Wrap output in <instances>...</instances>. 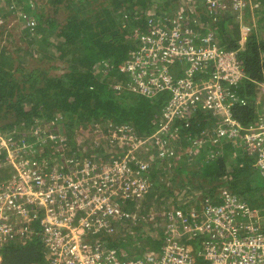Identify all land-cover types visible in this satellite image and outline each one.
Here are the masks:
<instances>
[{"label": "built area", "instance_id": "2783aa9c", "mask_svg": "<svg viewBox=\"0 0 264 264\" xmlns=\"http://www.w3.org/2000/svg\"><path fill=\"white\" fill-rule=\"evenodd\" d=\"M200 1L203 9L195 4L190 7L196 10L192 22L196 23L197 18L204 22L201 18L219 20L231 13L239 29L237 48L221 46L213 28L204 33L195 30L185 14L187 18L160 21L147 33L136 34L139 46L129 52L128 60L120 66L130 80L117 88L125 86L148 97L168 95L149 137L138 136L128 124L112 128L102 135L111 145L106 156L113 158L95 165L93 160L72 155L64 161L70 168L59 175L51 174L46 162L42 167H27V161L18 159L25 152V144L13 145V138L4 134L0 139V155L5 154V164L13 163L18 168L11 179V189L0 193V201L20 216L42 212L39 217L45 227L43 241L48 264H264V218L225 188L219 192L218 203L207 202L199 210L192 207L187 212L171 211L162 226L164 237L156 251L125 256L106 241L114 224L124 216H132L123 209V204H128L124 202L139 201L148 192L146 171L151 165L148 157H143V148L149 145L153 153L159 151L161 156L168 153L170 158H177L175 150L166 148L173 142L177 145L180 137L179 128L172 125L174 119L188 122L198 114L219 118L216 127L222 140L220 146L230 144L233 156V149L246 151L264 177V105L255 109V121L248 124H242L233 113L236 106L264 104V82L258 84L259 93L254 101L232 90H240L246 78L238 51L252 31L244 9L253 3ZM49 137L56 143L53 134ZM187 140L191 153L198 148L199 141L190 137ZM117 143L123 144V148H118ZM26 150L36 154L33 143ZM110 150L121 152L116 155ZM52 159L63 162L61 157ZM26 229L27 226L22 228ZM11 231L10 225L0 224L1 236H8Z\"/></svg>", "mask_w": 264, "mask_h": 264}, {"label": "trees", "instance_id": "16d2710c", "mask_svg": "<svg viewBox=\"0 0 264 264\" xmlns=\"http://www.w3.org/2000/svg\"><path fill=\"white\" fill-rule=\"evenodd\" d=\"M172 1V4H178L176 0ZM90 2L89 0L83 2L82 0H5L4 2L8 6V12L16 10L20 13V17L33 13L37 25L34 32L40 39L39 45L54 47L51 53L50 51L48 53L41 51V56L49 60L51 59L50 55L52 58L58 57L67 67L58 76L47 75L45 70L43 74L32 73L24 77V73L16 75L15 72L20 70L9 68L8 65H11L12 62L3 53H0V120H6L0 126V132L5 133L6 136L14 137L12 132H4V129L10 127L15 130L21 125L34 129L39 125H44L38 131L47 139H50L48 133L52 132L56 143L53 142L54 140L51 141V146H55L60 136H63L64 140L60 141V147L63 149L51 151L49 155L45 154L47 152L45 148L42 149L46 159L52 156L60 157V153H63L64 149H69L75 154L82 153L80 147L81 145L84 148L87 146L83 142L89 131L85 128L91 130V124L95 122L128 124L137 134L145 135L152 132L154 123L161 116L162 108L168 100L167 93H158L155 97H148L137 94L125 86L116 87L119 84L125 85L130 80V76L119 69V65L126 62L129 52L136 50L139 46V41L134 36L136 29H139L140 33H147L151 29L145 14L147 0H108V4H104L105 6L97 11L95 17L88 19L84 18L83 11L89 7L87 4ZM167 2L169 1H166L165 5L168 4ZM260 3L261 13L257 23L260 25V22H263L264 29V0H260ZM74 5L78 9H74L73 14H70L66 19L60 31L55 33L54 28L58 21L49 15L51 11H59L61 8ZM172 9V12H169V8L165 9L163 16L170 17V20L178 19V6L176 5ZM30 17L34 19L33 16L26 19H30ZM160 20L164 21V19ZM225 21L228 22V25L224 24ZM230 21L231 18L223 17L217 22L221 28V34H218L217 38L220 36L219 44L225 49H235L238 46V28ZM123 22L124 26H122ZM59 24L61 23L59 22ZM228 26L233 28V33H228L230 31ZM23 27L30 31L25 25ZM47 29H50V34L55 36L51 42ZM263 33L264 31L251 32L244 47L238 51V61L246 76L245 85L239 87L238 91L234 87L232 90L236 94H240V97L250 96L249 100H252V94L259 93L258 84L264 82ZM26 52L30 54L28 49ZM57 67L59 66H48V70ZM249 107L236 106L233 109L234 117H237L242 124L255 121V112ZM210 115L198 114L188 122L176 119L172 122V125L180 130L177 147H182L180 148V158L172 159L170 165V168L175 170V173L170 174L175 180V186L183 188L186 185H191L188 197L197 200L199 193L200 197L207 198L206 203L208 200H210L208 202L218 203L220 200L218 195L222 186H228L231 192L243 198L250 206L256 207L259 187L247 176V172L244 173L245 170L253 169L252 162L249 161L248 156L233 157L230 144L223 148L220 146L222 140L218 136L216 127L219 118L210 117ZM79 128L80 132H78ZM82 130L86 131L81 133ZM79 134H82L81 137ZM27 137V139L17 138V143H27L30 136L27 135ZM36 137L37 135L32 137L36 150L35 157L40 159L42 156L37 154V148L40 147L41 142ZM189 137L199 141L198 148L191 153H188L190 142L187 138ZM41 144L48 146L47 143ZM97 146L99 147V145ZM209 154L215 156L210 157ZM4 156L5 154L0 155V165L4 163ZM92 157L90 154H84L83 158L92 160ZM240 164L242 165L240 166ZM159 172L156 165L146 171V177L150 184L148 197L155 190L165 191L161 195L172 196L169 189H164L163 183L156 181ZM1 179L2 177H0ZM132 202L134 201L124 202L128 203L126 206L125 204L122 206L126 212L129 205H133ZM201 202L204 203V200ZM175 203L177 202L172 204ZM261 206H263L262 203ZM174 208L184 212L192 209L191 205H174L172 211L175 210ZM147 210L148 208H145L143 211ZM41 213L34 214L36 218L33 214L24 215L31 222V226H27L26 230L18 228L21 225L19 223L18 226L10 225L12 231L5 242L0 244V264H46L43 241L45 227L40 222ZM141 213L143 212H140L138 217L124 216L114 224L112 235L106 240L107 245L114 247L121 254H125L126 252L123 251H127L128 247L134 243H136L135 248H138L139 244L135 242V239L144 235L142 228L144 225L147 226ZM12 220L13 218L10 222ZM130 224L133 236L129 234V230H126ZM158 230L159 232H156L158 239L153 233L148 235L152 239V242H149L151 244L147 241L149 250L151 247L156 248L157 243L161 242L164 237L163 228ZM145 237H147L146 234ZM154 242H156L155 245ZM140 247L144 248L143 245ZM136 252L134 256L137 255Z\"/></svg>", "mask_w": 264, "mask_h": 264}, {"label": "rangeland", "instance_id": "374dc122", "mask_svg": "<svg viewBox=\"0 0 264 264\" xmlns=\"http://www.w3.org/2000/svg\"><path fill=\"white\" fill-rule=\"evenodd\" d=\"M83 1L84 0H82V2ZM89 1H91L89 4H87V5H89V7L83 11L84 18H88V19H92L93 17H95L97 15V11H99L103 6H105L104 4H106V5L108 4V0H89ZM163 1H164V3H163ZM166 1H169V2H167L168 3L167 5H165ZM4 2H5V0H0V53H3L4 56L6 58H9V61L12 62L11 65H8V67L12 68L13 70H16V69L20 70L19 72H17V71L15 72L16 75H19L20 73H24V77H27L28 75H30L32 73L33 74L34 73L43 74V72H45V70H46L45 73L47 75H51V76H58V75L62 74L64 72V69H66L67 67H65V63H63L61 59H58V57L52 58L50 55L51 59L49 60L48 58L41 56V51H44V53H48V51H50V53H51V50H52V48L54 49V47L51 45H45L46 47H44L43 44H40L41 46L39 45L40 39L37 38V35H36L37 33L34 32V30L37 28V25H36V22H35L36 20L34 18L33 13L24 14L20 17V13L17 12L16 10L8 12L7 11L8 6H6ZM176 2L178 4H172L173 3L172 0H147V5H146L147 9L145 10V14L148 18V22L151 25V27L153 24L160 22L161 21L160 19H164V22L170 21V17L163 16V14L165 13L164 10L169 8V12H172V10H173L172 8L176 7V5L179 8V6L182 4H183L182 8H184V11H183V13H177L178 16H181L184 19V18H187V15H188L191 18V24L193 25L194 23L192 22V18H194L193 15L195 12H190L192 10V9H190V7L193 4H195L197 6V8H199V10H200L201 8H203L201 1L200 0H186V3H182V0H176ZM77 3H76V5H77ZM76 5L71 6V7H67L64 9L61 8L59 11H53V10L51 11V13L49 15L55 17L58 21V23L55 25V28H54L55 33L60 31V28L64 25V22L66 21V19H68L70 14H73L74 9H78V8H75ZM187 5H189V6L187 7ZM258 7H259V4H257V8ZM36 12L38 13V10ZM260 13H261L260 11H257V14H260ZM185 14H187V15H185ZM29 16H33L34 19H32L31 17H30V19H26ZM201 19H205L206 22H204L203 20H199L197 18V21L194 24L195 30L199 31L200 33H204L207 29L213 28V29H215L217 35L221 34V32H220L221 28H220L219 24H217L218 19H213V18H201ZM250 19H251V17L249 18V20ZM219 20H221V19H219ZM34 22H35V24H34ZM59 22L61 24H59ZM23 23H25L24 25L26 27H28L31 32L29 30L25 29V27H23L24 25L22 26ZM230 23L235 25L232 22V18H231ZM224 24L228 25V22L225 21ZM122 26H124V22H123ZM227 28H230V31L228 33H233V31H234L233 28H231L230 26H228ZM259 29H260V32L264 31L263 22L260 23ZM47 33L49 36V40L51 42V39L55 38V36L50 34V29H47ZM139 33H140V30L136 29L134 36L136 34H139ZM28 34H30V35H28ZM201 36H199V37H201ZM219 38H220V36H219ZM219 38H217V39L219 40ZM27 49L29 50L30 54H28L26 52ZM33 50L35 52H32ZM19 54H23V55L20 56ZM48 66H59V67L48 70ZM5 121H6L5 119L0 120V126H2V124L5 123ZM106 123L95 122V123L91 124L92 125L91 130L89 128H85L86 130H89L85 135L86 140H84V142H83L87 146L84 148L81 145L80 151L82 153H77V154H75L74 152H71L69 149L68 150L64 149V152L60 153V157L63 158L62 159L63 162L62 161L55 162L54 159L51 160V157H48V159H46L44 157V154L42 151L43 148H45L47 150V152L45 153L46 155L51 154L50 153L51 151H55V150L58 151L59 149H63V147H60V145H61L60 141H63V140H59L55 146H51L52 140L47 139L44 135L39 134L38 129L43 128L44 125L43 126L39 125V127H35L34 129L32 127L27 128V127L22 126V125L19 126L18 128H15V130L10 129V127H9V128L4 129V132H7V131L9 133L12 132L11 134L14 136V137H12L13 138L12 139L13 145L16 144L18 139H22V138L27 139L28 138L27 135H29L30 139L27 143H25L26 149L29 148V145L31 143H34V141L32 140V137L34 135H37L36 138L38 140L40 139L41 143H45V144L47 143V145H48V146H45V145L40 143V145H39L40 147L38 146L39 148H37V151H38L37 154H40L42 156L41 158L43 160L35 157V152H26L27 150L25 149V152L24 153L22 152L21 156L18 154L20 156L18 158L19 161H23V162L27 161L28 164H26V166L29 168H33L35 166L42 167V166H44V164L46 162L47 163L46 166H48L49 169L51 170V174L59 175L60 173H66V170H68L70 168V166L64 161L67 158H70L72 155L75 157L78 156V157L83 158L84 154L85 155L90 154V156H93L92 157V160H93L92 163L95 165H100L101 163H104L106 160H109L108 158H113L111 156H109V157L106 156V153H108L107 148H109L111 145L108 142V140H107V142H105L106 138L102 135V133L103 132H105V133L109 132L112 128H115L117 126H124V123L112 124V123H109L107 121H106ZM46 128L49 129L48 127H46ZM49 130H51V129H49ZM86 130H82L81 133L86 131ZM152 131H153V129H152ZM78 132H80V128L78 129ZM152 133L153 132H148L145 135L144 134H138V136L149 137ZM3 134H5V133L0 132V139L4 138ZM48 134H49V136H51L52 132L48 133ZM81 135L82 134H79L80 137H81ZM237 140H238V137H237ZM78 142L81 144L80 141H78ZM96 142H99V143H96ZM123 143H124V141H123ZM189 144H190V148L188 149V151L191 149V143H189ZM97 145H99V147ZM115 145L118 146V148H123V144L117 143ZM147 146L143 148L144 149L143 157H148V161H149L151 167L156 165V169H158L160 171L159 174L157 175L156 181L163 183L164 189L165 190L169 189L172 193L171 194L172 196L167 197L165 195H161L162 193L164 194L165 191L158 192L155 190L153 193L150 194L149 197L147 196L148 194H146L141 200L137 201V203L131 205L130 206L131 208L127 209L129 212H131L133 217H138V214L140 212H143L141 214H143V217L145 220L144 223L147 224V226L144 225L142 228L143 229L142 232L144 234L143 236H138V238H136V239L134 237L135 242H137V244H139V247L135 248L136 243H134L132 246L128 247L129 249L127 251H123V252H126L124 254L125 256H127V255L133 256L136 251H137L136 252L137 254L141 255L145 251L150 252V251H156L159 249L161 242L157 243L156 248L151 247V250H149L150 247L147 248V241H148V243L152 242V239L148 235L153 233L155 236L156 232H159L158 229L161 228L162 226H164V224L166 223L165 222L166 218H167L168 214L171 213V211L173 210L174 205H176V206H178V205L179 206L191 205V207H193L192 205H196L194 208L196 210H199L201 207L204 206V204L206 203V200H207V198L200 197L199 193L197 195V197H198L197 200H196V198L194 199V198L188 197V194H189L188 191L191 190V188L189 186H191V185H186L183 188H178V186L176 187L175 186L176 185L175 180L170 175L173 172L175 173V170L170 168V165L172 164V159H174V158L173 157L170 158V155L168 153L165 154L167 156H161L159 151L156 153H153V151H154L153 147H151L149 145H147ZM177 146L178 145L174 144V142H173V143L169 144L166 148L168 150H172L173 152L175 150L177 152V158H180V156H181L180 148H182V147L179 148ZM237 149H239V148H237ZM110 151L116 155L120 154V152H121V151H112V150H110ZM148 151H149L150 157L148 156ZM177 164H179V163H177ZM17 170H18V168H16L15 164L13 165V163H11L10 165L4 164V163L0 165V177H2V179L0 180V189H3L0 191V193L3 192L4 190L7 191V190L11 189L12 185L10 182L12 181L11 179L14 177ZM246 172H247V176L250 177L251 180L253 182H255L257 184V186L259 187V190L257 192L258 200H256L257 205H256L255 209L258 211V213L261 216H264V177H261L260 174L255 169L245 170L244 173H246ZM177 173H178V171H177ZM176 178L178 179L177 175H176ZM185 179H187V178H185ZM48 183H49V181H47V183H45V186H47ZM222 187L227 189V190H230L228 186H222ZM219 189H218V191H219ZM170 191H166V192H170ZM218 191H217V193H218ZM202 200H204V203L201 202ZM208 201H210V200H208ZM174 202H177V203L172 204ZM261 203L263 204V206H261ZM185 204H189V205H185ZM126 205L127 204H125V206ZM143 205H145V206H143ZM145 208H148V210L143 211ZM174 209L175 210H181V209H176V208H174ZM11 210H12V208H10L9 206H7V208H5L3 202L0 201V224L6 223L7 225L12 226L14 224V226H18V223H19L21 225H19L18 228H23L25 226H31V222L29 220H27V218H22L24 216H20L19 213H16V212L11 213ZM14 211H16V210H14ZM9 214H11V215H9ZM4 216L5 217L7 216V218L2 219L1 217H4ZM11 218H13V220L10 222ZM34 218H36L35 215H34ZM130 228H131V224L126 230H129V234L131 236H133V234H132L133 231H131ZM155 228L158 231H156ZM135 234H136V232H135ZM137 234H139V232H137ZM145 234L147 235V237H145ZM157 235L155 238L158 239L159 237H157ZM7 237H8L7 235H4V236L0 235V238H3V240L0 241V244H3V242H5V240L7 239ZM132 239H133V237H132ZM149 244H151V243H149ZM155 244H156V242H154V245ZM140 245H143L145 250H144V248H141ZM131 248H133V250H130ZM45 252H46V249H45ZM45 252H44V260H45V263L48 264V261L45 257Z\"/></svg>", "mask_w": 264, "mask_h": 264}, {"label": "crops", "instance_id": "0c3cea01", "mask_svg": "<svg viewBox=\"0 0 264 264\" xmlns=\"http://www.w3.org/2000/svg\"><path fill=\"white\" fill-rule=\"evenodd\" d=\"M253 5L251 7H249V5L247 7H245L244 10L245 11V16L249 19L251 17V19L249 21H247L248 23H252V31L253 32H260V25H258V18H259V14H257V11H261L259 9L260 7V1L259 0H251ZM182 3H186V0H182ZM257 4H259V7L257 8ZM183 5V4H182ZM182 5L179 6L178 10H177V13H181L184 11V9L182 8ZM196 10H191L190 12H195ZM229 11V10H228ZM189 14V13H188ZM231 15V13H228V15H226L227 17ZM261 23V22H260ZM195 24V23H194ZM194 24L192 26H194ZM264 34V33H263ZM245 85V84H244ZM252 109V108H251ZM255 112V115H257V110H254ZM237 154L235 155V157L239 158V157H242V151L241 149H237L236 150ZM246 158V157H245ZM249 161L252 162V167L254 169V158L252 157H249Z\"/></svg>", "mask_w": 264, "mask_h": 264}, {"label": "clouds", "instance_id": "9594fccd", "mask_svg": "<svg viewBox=\"0 0 264 264\" xmlns=\"http://www.w3.org/2000/svg\"><path fill=\"white\" fill-rule=\"evenodd\" d=\"M226 15H227V14L222 15V16H221L222 18L220 17V19H223V17H227ZM228 17L232 18V16H230V15H229ZM218 21H219V20H218ZM218 21H217V22H218ZM230 22H231V21H230ZM232 22L237 26V24L234 22L233 18H232ZM34 24H35V22H34ZM237 28H238V26H237ZM251 32H253V31H251ZM251 32H250V34H251ZM238 33H239V29H238ZM250 34H249V35H250ZM238 35H239V34H238ZM238 38H239V36H238ZM124 63H125V62H124ZM124 63H123V64H124ZM106 64L108 65V63H106ZM123 64H121V65H123ZM110 65H111V64H110ZM121 65H119V69H120V66H121ZM243 86H244V83H243ZM243 86H242V87H243ZM251 97H252V101H254L255 98H256V100H257V93L252 94ZM248 98H250V96H248ZM248 98H247V99H248ZM250 101H251V100H250ZM254 103H255V102H252L251 105H249V106H250L249 108H252L253 111H254L258 106H260V105H261V106L264 105L263 102H257V103H255V105H254ZM253 106H254V107H253ZM129 126H130V125H129ZM132 129H133V128H132ZM10 137H11V136H10ZM240 149H241V148H240ZM233 150L236 151L237 149H233ZM241 151H242V157H244V156L251 157V156H249V155L246 153V151H244V150H242V149H241ZM243 152H244V153H243ZM231 153H232V152H231ZM236 154H237V152H236ZM232 156H233V155H232ZM233 157H235V156H233ZM4 163H5V161H4ZM241 165H242V164H240V166H241ZM254 169L256 170V168H255V160H254ZM256 171H257V170H256ZM149 186H150V184H149ZM148 191H149V189H148ZM147 193H148V192H147ZM147 193H146V194H147ZM146 194H145V195H146ZM241 199H242V198H241ZM242 200H243V199H242ZM244 202H246V201L244 200ZM132 203L135 204V203H137V201L132 202ZM246 203H247V202H246ZM247 204H248V203H247ZM248 205H249V204H248ZM249 206H250V205H249ZM251 207H252V206H251ZM129 208H131L130 205H129L128 209H129ZM253 208H255V207H253ZM262 217L264 218V216H262Z\"/></svg>", "mask_w": 264, "mask_h": 264}, {"label": "bare ground", "instance_id": "6f19581e", "mask_svg": "<svg viewBox=\"0 0 264 264\" xmlns=\"http://www.w3.org/2000/svg\"><path fill=\"white\" fill-rule=\"evenodd\" d=\"M226 104H228V105H229V102H228V101H226Z\"/></svg>", "mask_w": 264, "mask_h": 264}]
</instances>
